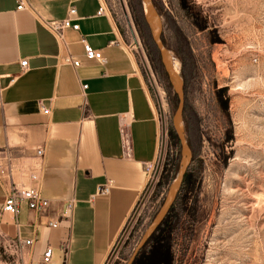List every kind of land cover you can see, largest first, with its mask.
<instances>
[{"label": "crops", "instance_id": "crops-1", "mask_svg": "<svg viewBox=\"0 0 264 264\" xmlns=\"http://www.w3.org/2000/svg\"><path fill=\"white\" fill-rule=\"evenodd\" d=\"M26 1L31 11L0 0V151H12L25 171L44 147L40 187L50 206L37 218L25 204L15 218L4 215L3 235L34 242L21 254L0 246V264H42L47 248L49 264H105L143 195V165L158 154L156 108L112 16L98 14L105 0ZM70 7L79 30L59 42L38 19L62 20ZM82 41L101 50L105 63L85 58ZM108 181V194H99ZM21 183H28L24 174ZM3 197L0 184V205ZM158 247L142 250L136 264H162L168 252Z\"/></svg>", "mask_w": 264, "mask_h": 264}, {"label": "rangeland", "instance_id": "rangeland-1", "mask_svg": "<svg viewBox=\"0 0 264 264\" xmlns=\"http://www.w3.org/2000/svg\"><path fill=\"white\" fill-rule=\"evenodd\" d=\"M105 2L161 129L157 167L105 263L127 264L166 200L181 149L171 131L175 98L143 6L138 0ZM153 2L171 25L167 30L163 24L162 37L183 80L191 152L169 217L177 222L165 227L163 241L172 245L174 264H264V0H180V7L176 0Z\"/></svg>", "mask_w": 264, "mask_h": 264}, {"label": "built area", "instance_id": "built-area-1", "mask_svg": "<svg viewBox=\"0 0 264 264\" xmlns=\"http://www.w3.org/2000/svg\"><path fill=\"white\" fill-rule=\"evenodd\" d=\"M15 1L17 4V10H32V7L26 0ZM108 12V9L105 6H102L98 14L106 15ZM38 20L40 21L42 26L59 42H64V34L66 31L70 30L73 32H77L79 30V25L76 23L78 17L74 7H70L67 10L66 17L62 20ZM82 45L85 58H87L88 60L97 61L101 64L105 63V59L102 55L101 50L93 49L85 41H82ZM71 63L74 67H77L79 65L78 61H71ZM20 67L22 72L27 70L26 59L20 61ZM86 87L87 86L83 85L82 91L85 90ZM40 106L42 107L41 103ZM42 112L44 115H49L50 109H45L44 107H42ZM160 131L161 129L159 127L158 146L159 137L161 135ZM45 154L46 153L44 147H38L34 151L33 161L29 163L26 170L23 171L18 166L16 155L12 151H0V184L4 189V197L0 205V226L4 215H10L14 218L18 215L21 204H25L28 210L32 212L34 217L36 218L39 215L45 213V211L50 206V202L42 197L40 187L45 164ZM156 167V159L153 162L144 163L143 171L147 180L146 186L149 180H151L150 177L154 173ZM23 174L27 177V184L21 183V177ZM111 186V181H108L104 185L100 186L97 192L103 195L108 194ZM72 209L73 201L69 202L65 206L62 217L66 218L71 213ZM47 225L50 228H56L58 226V223L49 222ZM33 226L34 229H36L38 227L37 222L33 223ZM33 242V239L23 240L18 235L13 238L7 237L6 235H3L0 230V246L10 251H14L17 254H21L24 248H30ZM51 254V248H47L42 256L41 263L49 264L51 262Z\"/></svg>", "mask_w": 264, "mask_h": 264}, {"label": "water", "instance_id": "water-1", "mask_svg": "<svg viewBox=\"0 0 264 264\" xmlns=\"http://www.w3.org/2000/svg\"><path fill=\"white\" fill-rule=\"evenodd\" d=\"M140 2L143 6L145 20L149 27L152 41L154 42L156 46V49L160 55L161 63L167 74L168 80L178 99V105L173 115L172 129L180 145L181 160H180V168H179L178 174L174 182L169 188L164 204L162 205L160 211L157 213V215L155 216V218L153 219V221L151 222V224L145 231L144 235L141 237L138 245L136 246L127 264H132L134 262L138 253L143 249L147 241L150 239V237L153 235L157 227L160 225V223L164 219L165 215L167 214L170 206L172 205L176 197V194L183 181V177L191 161V152L188 147L187 141L185 139L184 126H183V109H184L183 81L178 72L177 74H174L173 71L171 70L173 67V58L170 52L162 44V41H161L162 22H161L160 16L158 15L152 3V0H140ZM146 9L151 10L153 14L154 21H155V27H156V35L153 34L151 26L146 18V13H145Z\"/></svg>", "mask_w": 264, "mask_h": 264}, {"label": "trees", "instance_id": "trees-1", "mask_svg": "<svg viewBox=\"0 0 264 264\" xmlns=\"http://www.w3.org/2000/svg\"><path fill=\"white\" fill-rule=\"evenodd\" d=\"M139 1V3L141 4V2H140V0H138ZM177 1V5H178V7H180V0H176ZM152 3H153V5H154V7H155V4H154V2H153V0H152ZM142 5V4H141ZM155 9H156V11H157V13H158V15L160 16V14H159V12H158V10H157V8L155 7ZM165 16V19H166V21L164 20V22H162V20H161V22H162V30H163V24H164V26H165V28L167 29V30H171V25H170V22H169V18H168V14H165L164 15ZM141 17H142V19H143V13H141ZM160 19H161V16H160ZM168 22V23H167ZM144 25H145V27H146V30L148 29L147 28V25L144 23ZM150 38V37H149ZM151 39V44H152V46H153V48H154V51H155V53H156V55L158 56V60H159V63H160V67H161V72H162V74H163V77L165 78V80L167 81V84L170 86V88L172 89V86H171V84H170V82H169V80H168V77H167V74H166V72H165V70H164V67H163V65H162V63H161V59H160V55H159V53H158V51H157V49H156V46H155V44H154V42L152 41V38H150ZM161 41H162V44H163V46L169 51L170 49L168 48V46H167V44L165 43V41L163 40V37H162V33H161ZM177 45H178V43H177ZM175 52H176V55H177V57L179 58V60H180V46L178 45L176 48H175ZM181 77V76H180ZM182 78V77H181ZM183 81V80H182ZM172 92H173V95H174V98H175V110H176V108H177V105H178V99H177V96L175 95V93H174V91H173V89H172ZM184 110V109H183ZM184 126V125H183ZM171 131L174 133V131H173V129H171ZM178 145H179V142H178ZM179 147H180V145H179ZM188 169V168H187ZM187 174V170H186V173H185V175H184V177H183V181H182V183H181V186L183 185V183L185 182V178H186V175ZM180 186V187H181ZM179 190H180V188H179ZM179 190H178V192H179ZM177 192V194H176V197H175V199H174V201L176 200L177 201V198H178V193ZM174 201H173V203H172V205L170 206V208H169V210H168V212H167V214L165 215V217H164V219L162 220V222L160 223V225L157 227V229H156V231L153 233V235L150 237V239L147 241V243L145 244V246L143 247V249L142 250H144L145 248H147L148 246H150V245H163V249H162V251L164 250V251H166V252H168L166 255V259H165V261L162 263V264H174V252H172V249H171V244H167V243H165V241H163V238H162V232H163V230H165V227H168V225H172V223H176L177 222V216H174V217H172V219L170 220L169 219V217H170V215H171V212H172V210H173V205H174ZM178 205L180 206V202L178 203ZM159 248V247H158ZM160 248H159V250H161ZM142 250L138 253V254H140L141 252H142ZM137 257V256H136ZM132 264H136V258H135V260H134V262L132 263Z\"/></svg>", "mask_w": 264, "mask_h": 264}, {"label": "bare ground", "instance_id": "bare-ground-1", "mask_svg": "<svg viewBox=\"0 0 264 264\" xmlns=\"http://www.w3.org/2000/svg\"><path fill=\"white\" fill-rule=\"evenodd\" d=\"M145 13H146V18H147V20L151 26L152 32L154 35H156V27H155V21H154L153 14H152L151 10H149V9H146ZM171 70L173 71L174 74H177V71H176L174 66L172 67Z\"/></svg>", "mask_w": 264, "mask_h": 264}]
</instances>
